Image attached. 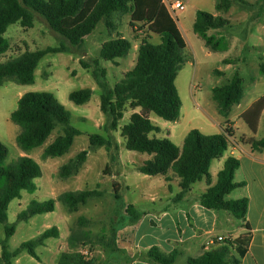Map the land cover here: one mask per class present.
<instances>
[{
	"label": "rangeland",
	"instance_id": "374dc122",
	"mask_svg": "<svg viewBox=\"0 0 264 264\" xmlns=\"http://www.w3.org/2000/svg\"><path fill=\"white\" fill-rule=\"evenodd\" d=\"M182 1L186 7L185 11H177L176 15L170 12L188 45L187 62L176 79V87L183 103L181 117L177 122H168L150 114L152 121L162 128L161 133H152L150 136L169 138L181 148L191 130H200L208 136L219 134L222 133L221 128L226 121L230 120L236 131L233 140L239 144L244 145L243 140L249 139L245 135L262 139L264 129L257 134L253 133L241 114L264 96V78L259 66L264 61V2L256 4L258 0H245L254 5L250 6L239 0H232L233 5L228 12H219L216 9V0ZM198 10L230 21L228 27L208 32L210 37L215 36L217 40L224 41L228 46L226 51H212L205 46L204 39L194 32ZM115 22L116 31L108 29L105 23H100L96 30L86 37L81 47L71 46L69 41L54 32L39 14L35 15V26L32 29H24L16 23L10 26L4 35L9 40L10 49L0 55L1 62L13 60L27 51L35 52L62 45L68 48L67 52L48 54L39 61L33 84L22 85L8 79L0 87V142L9 151L6 165L15 164L22 156H29L39 163L42 170V176L35 180L36 192L23 191L22 198L10 204L8 222L0 224V257L1 242L6 237V226H16V232L8 241L10 252H16L23 243L38 238L41 233L52 227L60 230L59 238H49L36 246L38 258L22 250L12 259L11 264H59L61 255L70 252H80L94 260L95 264H129L131 257L123 249L125 245L122 243L129 238L121 234L124 233V229L135 225L129 222L126 214V207L130 204L141 212H146L141 225L139 224L141 237L146 243L162 232L166 235L172 234L173 225L169 219L162 218L161 208L170 204L171 207L168 209L170 215L176 211L173 207L181 190L178 185L180 178L172 171L165 176H147L139 172L138 168L152 159L153 155L127 150L125 140L121 136V130L129 123L131 115L141 110L128 106L117 131L109 129L111 120L101 112L102 94L115 87L127 72L134 69L138 59V47L142 38L148 35V28L144 24H138L134 34L128 16L117 15ZM120 32L133 44L132 50L126 57L117 59L116 62L100 59L102 46L117 38V33ZM149 41L157 45L161 43V38L151 34ZM95 60L100 61L99 66L95 65ZM81 61L87 63L90 68L85 69ZM235 73L243 79L245 94L241 104L234 106L230 116L226 118L218 111L212 89L227 84ZM98 80L104 83L105 89ZM85 88L92 91L89 102L78 105L70 100L72 92ZM29 92L52 93L70 113V125L77 129L80 135L75 138L74 144L65 155L43 158L45 148L63 134L60 127L51 134L42 147L31 152L25 153L17 145L16 138L21 128L11 121V114L17 109L19 99ZM260 124L264 127V112L259 126ZM95 134L110 137L114 146L118 148L114 147L111 151L106 148H90V137ZM245 148L249 150L250 146L245 144ZM82 151H88L89 155L80 170L69 177H62L61 168ZM227 156H230L229 149L224 154L225 158ZM223 164L222 160H215L212 163L211 180L214 184L218 181V173ZM245 179H264V167L251 165L246 157L235 181ZM206 186L207 180L204 178L192 187V195L195 197L201 195ZM83 189L97 190L101 196L90 199L86 205L79 206L75 211L67 210L60 201L61 195ZM116 194L120 199L116 198ZM246 194L245 188H237L227 199H241ZM51 199L56 200L54 212L35 215L28 221H18L19 214L32 202H45ZM225 213L227 211H221L219 214ZM81 217L90 221L83 227L84 231L91 233L92 239H96V236H106L104 243L96 242L89 246L70 248L68 239L72 229L78 227ZM159 219H162L161 222ZM153 220L161 227L156 229L152 224ZM242 225V221L232 216L230 225L225 224L218 229L223 234H227L229 230L237 233ZM110 244L112 246L109 247ZM233 253L238 257L237 252ZM187 261V257H179L177 264H187ZM231 262L232 259L229 258L228 264H233ZM0 264H4L1 258Z\"/></svg>",
	"mask_w": 264,
	"mask_h": 264
},
{
	"label": "trees",
	"instance_id": "16d2710c",
	"mask_svg": "<svg viewBox=\"0 0 264 264\" xmlns=\"http://www.w3.org/2000/svg\"><path fill=\"white\" fill-rule=\"evenodd\" d=\"M244 5H250L245 0H239ZM264 2L258 0L256 4ZM233 5L232 0H216V9L228 12ZM254 6V5H250ZM42 16L50 28L67 39L71 46L81 47L87 36L92 34L100 23H105L108 29L117 30L115 16L131 15L130 26L136 33V26L144 24L148 28L147 37L142 38L138 47L137 63L131 71L115 87L106 90L101 96V112L109 116L111 122L109 129L117 131L119 123L124 118L127 107L140 109L134 112L130 121L121 130L125 140V147L129 151L153 155L138 168L139 172L147 176H165L170 171L180 178L181 192L177 199L181 200L191 191V187L206 178L210 183L211 166L214 160L221 159L228 151L235 129L227 120L223 132L205 135L200 130H191L184 140L183 146H176L169 138H154L152 133H161L162 128L156 125L150 114L168 122H177L181 117L183 103L176 87L179 72L186 64L187 42L172 14L167 9L163 0H0V55L10 49L9 40L6 38L8 28L19 23L24 29L35 26V15ZM230 25V21L221 16H213L204 11H198L194 23V32L204 39L205 46L212 51H226L228 46L221 39L209 36L210 30H220ZM151 34L161 38L160 44L149 41ZM133 44L125 39L121 33L117 38L105 43L100 51V59L116 62L117 59L126 57L132 50ZM64 45L48 47L35 52L27 51L23 55L0 62V87L6 80L13 79L16 83L29 85L35 82V72L41 61L48 54L67 52ZM99 66L100 61L95 60ZM81 64L85 69L89 65L84 61ZM260 73L264 78V61L261 63ZM222 75V73L218 72ZM97 77V74H95ZM98 79V78H97ZM99 84L105 89L104 83ZM213 100L217 104L219 113L228 118L234 106L240 105L245 94L243 79L235 73L227 84L212 89ZM92 91L83 89L70 94L71 101L78 105L91 100ZM264 112V96L256 101L242 115V118L253 133L258 132L259 122ZM11 121L21 128L16 141L19 148L31 152L42 147L51 134L62 128L63 134L59 135L44 152L43 158H56L65 155L80 132L70 125V113L50 92H29L18 101V106L11 114ZM244 144L253 151L264 150V137L262 139L249 138L243 140ZM113 141L100 134L90 137V148H106L111 151ZM8 148L0 142V224L8 222V210L12 201L22 198V192L35 193L37 185L35 180L42 176L41 166L29 156H22L15 164L6 165ZM88 151H82L74 159L61 168V176L69 177L76 174L88 159ZM239 159L229 157L223 169L218 173V181L210 186L202 195L200 203L203 207L215 211H227L243 222L246 233L231 242L205 251L199 258H191L187 264H227L232 259L233 264H240L247 253L251 241V226L247 221L249 199L244 197L237 200H228L227 197L237 188L247 185L245 181L236 182V172L240 169ZM117 192V189H116ZM97 190H82L65 192L60 201L69 211H75L81 205H86L94 197H100ZM116 198L120 199L116 194ZM56 209V200L45 202H32L26 210L18 216V221H28L35 215L48 214ZM129 222L139 223L145 213L139 211L134 205L126 207ZM90 221L81 217L78 227L73 228L68 239L70 248L89 246L96 242H103L106 236H96L84 231L83 227ZM6 237L1 242V262L11 264L22 250L38 258L35 248L49 238H59L60 230L52 227L31 241L23 243L16 252H10L9 239L16 232V226L5 227ZM117 234L115 233L114 236ZM108 244V242L106 243ZM114 244V243H113ZM112 244L109 245V247ZM235 248L238 257L231 256ZM181 252L174 250L170 253L163 252L159 247H151L146 257L156 264H174ZM59 264H95V261L80 252L63 253Z\"/></svg>",
	"mask_w": 264,
	"mask_h": 264
},
{
	"label": "crops",
	"instance_id": "0c3cea01",
	"mask_svg": "<svg viewBox=\"0 0 264 264\" xmlns=\"http://www.w3.org/2000/svg\"><path fill=\"white\" fill-rule=\"evenodd\" d=\"M174 15H176V13ZM124 16H128L130 23L131 15L127 14ZM249 107L250 105L248 106V108ZM221 129L223 132V128ZM263 129V125L260 124L258 132ZM245 136H247L248 138H253L248 135ZM232 143L233 145H230L229 147L230 156H227L226 158L223 156L221 159H219L222 160L224 164L226 160L232 156V158L235 157L239 159L242 166V161L247 157L251 165L257 164L258 166L264 167V150L253 151L251 147L248 150L245 148L244 143V145H241L233 140V138ZM203 180L204 179H202L201 181ZM244 181L247 183V185L243 187L245 188L247 193L244 197L249 199L247 221L251 226V241L247 248V253L244 258L241 259L240 264H264V179H245ZM214 185V182H212V180L210 179V183L207 181V188H205L204 192H202L201 195L195 197L194 195H192L191 189V191L188 192L183 197V199H176L177 203L174 204L173 207V209H175L176 211L172 215H170V212L168 210L171 207L170 204L162 206V218L169 219L173 225L172 234L170 235H166L165 232H162V234H159L156 237H152L151 241L146 243L143 237H141V228H139V224L143 219L139 223L132 225L128 229H124V231L122 230L124 233L120 234L126 235V237L129 238L128 240H124V242H122L125 245L123 249L126 250L131 257L129 264H156L151 260H148L146 257L147 251L151 247L156 245L165 253L179 250L181 252L179 257L184 256L189 260L191 258H199L207 250L218 248L224 245L225 243L218 242V237H223L226 240L230 239L231 242H233L235 239L244 235L246 233V229L243 227V225L237 233H235L234 230H229L227 234H223L218 228L222 227L225 224L230 225L233 215L229 212L225 213V215H221L219 213L222 210H209L201 205L200 200L202 195L208 190L210 186ZM152 224L155 225L156 229L157 227H161V225H157L154 220L152 221ZM231 251V256H235L233 253L236 252L235 248H233ZM174 264H177V261Z\"/></svg>",
	"mask_w": 264,
	"mask_h": 264
},
{
	"label": "built area",
	"instance_id": "2783aa9c",
	"mask_svg": "<svg viewBox=\"0 0 264 264\" xmlns=\"http://www.w3.org/2000/svg\"><path fill=\"white\" fill-rule=\"evenodd\" d=\"M164 3L169 10V12L175 14L176 11H184L185 10V4L180 0H164ZM226 239L223 237H218V242L225 243Z\"/></svg>",
	"mask_w": 264,
	"mask_h": 264
}]
</instances>
